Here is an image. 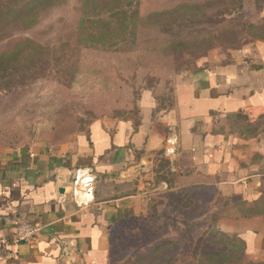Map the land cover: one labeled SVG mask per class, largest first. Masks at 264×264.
Instances as JSON below:
<instances>
[{
    "label": "crops",
    "instance_id": "obj_1",
    "mask_svg": "<svg viewBox=\"0 0 264 264\" xmlns=\"http://www.w3.org/2000/svg\"><path fill=\"white\" fill-rule=\"evenodd\" d=\"M241 2L258 35L209 51L161 95L142 91L137 125L104 118L62 141L0 148V264H111L118 230L180 190L205 193L198 220L218 210L214 228L264 264V0ZM77 170L93 178L87 206L71 195ZM23 223L37 232L13 246Z\"/></svg>",
    "mask_w": 264,
    "mask_h": 264
},
{
    "label": "trees",
    "instance_id": "obj_2",
    "mask_svg": "<svg viewBox=\"0 0 264 264\" xmlns=\"http://www.w3.org/2000/svg\"><path fill=\"white\" fill-rule=\"evenodd\" d=\"M67 1L0 0V86L13 89L25 87L30 81L39 84L47 75L53 74V80L59 81L52 87L48 101L83 100L87 92L97 88L106 92L121 90L110 78V65H106L100 56H116L114 65L119 71L138 70L148 67L150 58L191 53L205 55L211 48L206 36L214 42L224 40L238 48L259 33L254 27L253 36H249L247 30L253 26L245 27L232 18L235 13L240 14L241 0H75L79 4L80 18L73 33L63 36L56 44H43L27 35L38 27L41 14ZM216 19L219 21L212 25L216 32L213 36L203 29H194V26H210ZM238 29L246 35L245 42L241 41ZM140 95L133 105L136 117L132 121L136 125L139 123ZM49 126L45 138L55 141L85 132L81 124L75 131L76 123H65L67 131L59 126V122ZM36 139L43 140L44 136ZM12 146L16 145L7 147ZM167 195L171 197L175 213L187 211V216L192 219L203 214L204 210L197 213L200 208L197 201L205 198V193L180 190ZM158 200L151 201L150 213L170 205ZM217 204L220 207L227 205L222 201ZM261 210L264 211V200ZM218 214V210H212L208 230L196 238L197 247L196 244L188 246L189 250L185 252V248H180L174 241H164L139 264H260L247 259L240 238L227 237L214 228ZM183 225L190 228L188 223ZM209 232L214 233L207 240ZM228 238L231 239L230 246L226 243ZM233 250L237 252L233 253Z\"/></svg>",
    "mask_w": 264,
    "mask_h": 264
},
{
    "label": "rangeland",
    "instance_id": "obj_3",
    "mask_svg": "<svg viewBox=\"0 0 264 264\" xmlns=\"http://www.w3.org/2000/svg\"><path fill=\"white\" fill-rule=\"evenodd\" d=\"M79 18V4L75 0H68L41 14L38 27L27 35L43 44H56L63 36L75 31ZM232 18L237 20L238 24L244 23L243 9L240 14L235 13ZM218 21L214 20L210 26H194V29L198 31L203 29L213 36L216 32L212 25ZM238 31L239 35H242L241 41L245 42L246 35L243 32L241 34L239 29ZM247 31L252 37L254 27H249ZM203 34L205 35L204 32ZM205 38L208 39V45L211 47L205 55L191 53L182 56L167 55L163 58H150L148 67L138 68V70L119 71L114 65L116 56H100L106 65H110L108 66L110 78L114 84L121 87V90L106 92L97 88L90 93L87 92L83 100L72 98L70 101H48L52 87H55L59 81L53 80V74L47 75V78L39 84L27 82L25 87L5 89L1 85L0 148L32 143L41 136L45 138L50 128L49 124L51 125L52 122H59V126L66 131L68 128H65V123L68 125L76 123L75 131L80 129L78 124H81L82 129L86 131L93 122L104 118L134 120L136 116L133 105H136L142 90L152 89L161 95L178 73L188 67L196 66L209 51L235 48L224 40L217 43L209 36ZM159 197L158 201L164 203L166 201L170 205L157 208L145 219L125 224L130 228L131 233H125L124 228L121 227L114 235L113 242L116 243V248L111 254V264H139L143 259L149 258L154 253V248L162 245L164 241H174L180 248L184 247L185 252H188V246L193 247L196 244L197 247L196 238H199L202 229L207 226V218L192 219L187 216V211L175 213L172 210L171 197L169 195ZM205 205L201 203L197 213L203 211ZM184 223H188L190 228L184 226ZM213 233L209 232V236L206 235L208 237L205 236V239H209ZM226 243L230 246L231 239L228 238ZM237 251L233 250V253Z\"/></svg>",
    "mask_w": 264,
    "mask_h": 264
},
{
    "label": "built area",
    "instance_id": "obj_4",
    "mask_svg": "<svg viewBox=\"0 0 264 264\" xmlns=\"http://www.w3.org/2000/svg\"><path fill=\"white\" fill-rule=\"evenodd\" d=\"M90 174L91 173H86L84 170H77L75 171L74 179L71 182V195L74 199H77L81 206H87L93 200V178ZM81 197L85 199V201H81ZM88 197H91V199H88ZM36 232V227L24 223L20 224L16 229L15 237L11 243L13 246H16L22 242H30L34 238ZM0 243L9 244L10 241L4 239L0 234Z\"/></svg>",
    "mask_w": 264,
    "mask_h": 264
},
{
    "label": "water",
    "instance_id": "obj_5",
    "mask_svg": "<svg viewBox=\"0 0 264 264\" xmlns=\"http://www.w3.org/2000/svg\"><path fill=\"white\" fill-rule=\"evenodd\" d=\"M141 168H142V167H138V168H135L134 170L137 171V170H139V169H141Z\"/></svg>",
    "mask_w": 264,
    "mask_h": 264
},
{
    "label": "bare ground",
    "instance_id": "obj_6",
    "mask_svg": "<svg viewBox=\"0 0 264 264\" xmlns=\"http://www.w3.org/2000/svg\"><path fill=\"white\" fill-rule=\"evenodd\" d=\"M82 196V195H81ZM84 197V196H83ZM88 199H90V197H88Z\"/></svg>",
    "mask_w": 264,
    "mask_h": 264
}]
</instances>
